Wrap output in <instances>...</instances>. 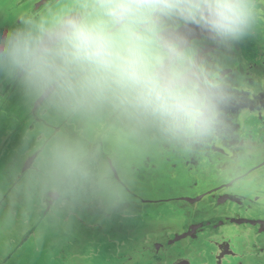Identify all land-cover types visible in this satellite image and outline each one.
<instances>
[{"label": "clouds", "instance_id": "9594fccd", "mask_svg": "<svg viewBox=\"0 0 264 264\" xmlns=\"http://www.w3.org/2000/svg\"><path fill=\"white\" fill-rule=\"evenodd\" d=\"M261 20L262 0H59L18 15L0 32V79L43 121L23 132L0 181L12 197L51 199L69 222L89 206L132 218L99 141L109 131L189 147L216 138L239 99L221 59Z\"/></svg>", "mask_w": 264, "mask_h": 264}, {"label": "water", "instance_id": "95a60500", "mask_svg": "<svg viewBox=\"0 0 264 264\" xmlns=\"http://www.w3.org/2000/svg\"><path fill=\"white\" fill-rule=\"evenodd\" d=\"M58 2L46 1L47 5ZM16 18L3 19L2 27H12ZM192 39L201 41V48L207 44L198 34ZM208 50H212L211 46ZM224 54L227 56L221 59V74L230 78L239 98L235 103L241 107L232 105L226 109V127L216 138L197 143L199 147L194 150L193 145L170 142L152 134L136 137L123 134L122 140L115 142L118 132L109 131L106 138L99 141L105 164L131 194L135 215L130 219L119 214L105 217L93 206L73 215L70 223L77 224L79 234L84 236L79 237L76 244L84 239L87 250L93 255L92 264H119L120 260L149 257L179 247L181 243L189 244L190 238L196 237L199 241L213 243L217 251L224 254L237 251L239 256H244L245 249L249 253L254 249V254L259 251V256H264V234L253 227L259 223V218L252 216L264 210V20L258 22L252 37ZM0 98L3 101L9 97ZM19 98L22 99L21 95ZM5 120L3 130L7 133L2 135L3 151L14 146L16 151L23 132L34 128L43 118L23 102V105L8 106ZM153 150L157 152H151ZM122 154L120 167H117L114 157ZM144 169L158 174L164 172L172 183L170 186L152 184V189L156 191L160 187V192L149 195L132 189L131 184L139 186L137 174ZM3 188L0 204L8 205L12 197L10 188L7 184ZM178 191L180 193L175 194ZM161 192L173 194L160 196ZM28 202H31L32 212L26 210L25 223L20 225V233L24 232L20 248L30 238L36 239L41 234L48 218L69 222L64 213L53 212L51 199L33 198Z\"/></svg>", "mask_w": 264, "mask_h": 264}, {"label": "rangeland", "instance_id": "374dc122", "mask_svg": "<svg viewBox=\"0 0 264 264\" xmlns=\"http://www.w3.org/2000/svg\"><path fill=\"white\" fill-rule=\"evenodd\" d=\"M13 92L11 91L8 99L0 101V130H3L4 125L7 124L5 120L7 107L10 105H23L24 100L19 98L20 94L15 86ZM122 138L123 134L117 133L115 142L121 141ZM151 152L156 153L157 151L153 150ZM14 153L15 150L13 148H9L7 151H2L1 149L0 166L2 161L8 163ZM122 159L123 154L122 156L114 157L117 167H120ZM137 175L139 177V186L131 184L130 187L139 190L144 195L160 192V187L155 191L152 189V184L167 183L166 186H170L172 183L167 174L161 171L158 174L152 170L146 169L145 171L144 169V172L140 170ZM2 200L3 202L5 201V199ZM30 203L27 198L21 195L9 198L8 205H5L7 204L5 202L0 204V264H86L87 261L93 262L89 260L92 259L93 255L91 256L90 250H87L86 243L83 242L84 239L81 241L82 243L76 244V241L81 239L79 237H84L79 234L78 225L70 222L62 223L60 222L61 218H57V221L53 217L48 218L47 225L43 226V228H46L41 230V234L39 233L36 239L30 238L29 242L25 243L26 245L23 248H20L19 245L24 241V232L20 233V225L25 223L26 210L32 212ZM136 209L138 208L136 207ZM21 210L25 212H21ZM21 219H24V222H21ZM76 253L82 255L79 257ZM197 257L195 255L196 262L198 260ZM117 263L123 264L122 262Z\"/></svg>", "mask_w": 264, "mask_h": 264}, {"label": "flooded vegetation", "instance_id": "af4514ba", "mask_svg": "<svg viewBox=\"0 0 264 264\" xmlns=\"http://www.w3.org/2000/svg\"><path fill=\"white\" fill-rule=\"evenodd\" d=\"M46 1L49 0H0V32L6 31L9 27H2L1 23L3 19L10 18L11 16L18 17L20 14L25 13H32L35 11H39L44 9L47 6ZM45 2V3H44ZM55 3V0H54ZM16 21H14L15 24ZM13 24V26H14ZM12 26V27H13ZM12 83L6 80L0 79V96H4L8 98L10 96L11 91L13 90ZM2 98H0V101ZM233 105V106H232ZM230 106L235 108L241 107L239 103H233ZM243 107V106H242ZM10 109V107H9ZM3 133H7L6 130H0V147L2 151L4 150L3 147ZM15 147V146H14ZM12 147V148H14ZM193 150L196 147H199L198 144L193 145ZM11 148V147H9ZM8 148V150H9ZM7 151V150H6ZM209 156L207 153L202 152ZM1 157V154H0ZM192 157V155H191ZM193 163V162H191ZM7 162L2 161V165L0 166L1 172L6 168ZM221 168V167H218ZM2 188L6 185L3 181H0ZM195 185L193 182L192 186ZM0 190H3V189ZM162 191V190H161ZM180 191L176 192L175 194H179ZM173 193H166L165 195L159 194L160 196H170ZM261 213V214H260ZM260 214V216L258 215ZM258 214H252L257 216L259 223L256 226H253L259 233L264 234V210L262 209ZM253 219H251L252 221ZM261 227V229H260ZM261 237V236H260ZM94 241H92L93 243ZM191 243H181L179 247H174L162 252H158L154 255L147 256V257H139V258H132L130 260H120L123 264H264V256L260 257V252L254 254V249H252V253H249L248 249H245V255L242 256L238 254L236 251L235 253L231 254H224L220 252L217 246H215L211 242L207 241H199V238L191 239ZM195 255H197L198 260L195 261ZM91 260V259H90ZM90 262V261H88ZM88 264V263H87ZM90 264H92L90 262ZM121 264V263H120Z\"/></svg>", "mask_w": 264, "mask_h": 264}, {"label": "bare ground", "instance_id": "6f19581e", "mask_svg": "<svg viewBox=\"0 0 264 264\" xmlns=\"http://www.w3.org/2000/svg\"><path fill=\"white\" fill-rule=\"evenodd\" d=\"M261 66H262V64H261ZM263 68V67H262Z\"/></svg>", "mask_w": 264, "mask_h": 264}]
</instances>
